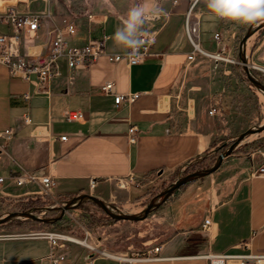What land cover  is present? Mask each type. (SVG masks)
Returning <instances> with one entry per match:
<instances>
[{"label": "crops", "instance_id": "0c3cea01", "mask_svg": "<svg viewBox=\"0 0 264 264\" xmlns=\"http://www.w3.org/2000/svg\"><path fill=\"white\" fill-rule=\"evenodd\" d=\"M144 2L87 0L80 6L46 7L40 12L44 15L34 37L22 34V51H45L50 32L71 22L75 32L65 36L69 46L106 38V53H125L128 49L117 46L112 37L127 19L128 11ZM156 2L165 14L142 30L152 33L157 55L141 64H112L102 56L86 68L64 67L62 76L50 84L49 96H35L29 101L23 95L32 92L33 87L10 78L0 65V133L11 131L9 138L0 136V198L39 195L35 183L18 187L9 182L10 177L29 171L51 176L54 194L60 199L83 193L107 205H124L142 196L153 179L174 177L212 152L218 133L210 125L219 114L208 112L212 107L222 110L227 98L218 73L221 64L201 56L187 60L190 47L183 32V18L193 4L199 19L200 45L216 54L230 52V35L234 36L237 22L213 18L205 0ZM5 5L2 1L0 8ZM147 5L152 7L151 0ZM1 30L7 32L5 27ZM216 33L220 36L218 42L213 40ZM106 81L114 84L117 94L139 96L117 106L113 96L99 89ZM67 111L82 112V120L66 122ZM131 127L136 128L134 143L128 139ZM61 136L66 139L61 140ZM260 154L264 155V147ZM257 167L246 164L241 174L228 175L210 196L177 201L196 204L197 209L165 217L166 235L156 244L161 245L160 253L156 259L134 264H209L204 256L214 253L264 255V176L254 173ZM90 181H95L93 188L89 187ZM205 217L211 224L203 230ZM242 242L248 244L247 249L239 246ZM99 246L94 249L100 252L68 245L59 250L58 256L53 255L57 264H120L105 253L109 250ZM48 254L45 242L29 245L0 241V264H52Z\"/></svg>", "mask_w": 264, "mask_h": 264}, {"label": "rangeland", "instance_id": "374dc122", "mask_svg": "<svg viewBox=\"0 0 264 264\" xmlns=\"http://www.w3.org/2000/svg\"><path fill=\"white\" fill-rule=\"evenodd\" d=\"M5 2L6 7H12L18 13L38 14L46 7L56 9L86 4L87 0H0ZM196 13V9L193 10ZM234 22V21H233ZM256 24L246 25L237 23V30L231 36L230 52L219 53L224 60L206 58L220 62L218 73L221 74L225 84L226 96L223 109L210 127L217 130L218 136L215 146L208 155L191 163L174 177H160L146 188L142 196L132 199L124 205H110V210L115 214H138L150 203H161L164 191L178 178L201 172L211 168L219 155L223 154L233 145L239 135L247 130H254L264 125V94L255 88L246 78L239 59V44L245 33L253 29ZM245 58L250 67V75L264 86V28L254 33L245 44ZM251 66L258 67L252 69ZM225 71H230L224 74ZM264 147V131L258 134L246 135L226 158L223 159L219 169L210 175L194 179L180 186L174 193L159 206L148 212L143 220L138 221H115L107 216L95 204L83 201L69 209H63L64 204L72 198H52L39 193L32 197H38L42 204L41 209H32L28 212L47 222L40 225H31L26 218L17 217L0 226V241L22 242L33 244L45 242L49 247V238L55 235L73 237L86 242L94 248L100 245L102 249L109 250L108 254L143 250L145 246H154L161 242L166 235L165 226L168 224L165 217L173 212L192 210L196 211V204H178L184 197H207L216 189L230 174H241L246 164L253 163L255 167L262 162L260 151ZM250 160V162H248ZM178 176V177H177ZM83 194V193H82ZM23 198L4 200L0 198V219L10 213L24 212L22 209ZM40 204V203H39ZM189 207V208H188ZM57 246L53 253L58 256L60 249L68 245H77L86 250L90 248L56 239ZM130 249V250H128ZM128 250V251H127ZM102 251V250H99ZM123 252V253H124Z\"/></svg>", "mask_w": 264, "mask_h": 264}, {"label": "built area", "instance_id": "2783aa9c", "mask_svg": "<svg viewBox=\"0 0 264 264\" xmlns=\"http://www.w3.org/2000/svg\"><path fill=\"white\" fill-rule=\"evenodd\" d=\"M193 4L185 12L183 18V32L187 43L190 47V52L187 56L189 62L193 61L196 56L213 58L215 60H224L219 54L205 51L200 45L199 19L193 12ZM44 13L40 14H20L12 7L0 8V65L4 66L8 75L12 79H18L28 83L33 87L32 92H27L23 95L25 101H29L35 96L50 95V84L55 79H58L63 74V68L68 70H77L89 67L100 57L105 56L107 61L112 64L124 62L128 66H134L143 63L145 60L156 56L153 51L154 38L152 33L144 32L142 37L144 41L135 55L130 56L128 49L125 53H106L105 40L91 39L83 46H69L65 40V36H71L75 32L74 25L71 22H64L60 29H55L50 32V39L45 44L43 52L39 54L22 51L21 40L22 34L26 33L29 37H34L40 26V21ZM158 19V18H157ZM157 19L153 20L156 21ZM1 27H5L7 32H3ZM214 41H219L218 33L213 35ZM256 69L255 66H251ZM264 73V71H262ZM100 91L105 95L114 97L115 105L119 106L123 102L130 103L138 98L139 94L121 95L114 90V84L111 81H106L99 87ZM209 115L217 113L216 107L209 110ZM82 112L67 111L64 115L66 122H79L82 120ZM25 120H28V114H25ZM10 130H5L0 133V136L9 138ZM136 128L128 129V139L130 143L135 142ZM61 140H65L66 136H61ZM263 162L257 167L254 173L264 176V155L262 154ZM3 179L0 178V183ZM9 182L15 186H22L30 183H35L39 186L40 193L47 197H54V181L51 176H38L29 171H22L21 174L10 177ZM119 186L124 187L122 181L118 182ZM95 181H90L89 187L93 188ZM39 217V216H38ZM211 220L205 217L202 221L201 228L206 230L209 228ZM58 236V235H57ZM50 239V252L48 258L52 264H57L54 258L53 250L57 246L56 235ZM61 240V239H60ZM64 241V240H63ZM247 243H240V247L247 249ZM91 250H96L89 247ZM161 251V245L153 246L146 251H131L125 253L108 254L109 257L118 261L120 264H134L142 260L156 259V255ZM101 254H104L101 252ZM209 264H264V255L244 252L241 254L232 253H214L204 256Z\"/></svg>", "mask_w": 264, "mask_h": 264}, {"label": "clouds", "instance_id": "9594fccd", "mask_svg": "<svg viewBox=\"0 0 264 264\" xmlns=\"http://www.w3.org/2000/svg\"><path fill=\"white\" fill-rule=\"evenodd\" d=\"M151 3L150 8L147 0L132 7L127 13V19L112 37L117 46L131 49L128 53L130 56L135 55L144 42V25L165 14L156 0H151ZM205 3L213 18L246 25L264 22V0H205Z\"/></svg>", "mask_w": 264, "mask_h": 264}, {"label": "water", "instance_id": "95a60500", "mask_svg": "<svg viewBox=\"0 0 264 264\" xmlns=\"http://www.w3.org/2000/svg\"><path fill=\"white\" fill-rule=\"evenodd\" d=\"M261 28H264V22L258 23L253 29H251V30H249V31H247L245 33V35L243 36V38H242V40H241V42L239 44V59H240V65L242 66V70L245 73L247 80L255 88H257L258 90H260L264 94V86L259 81H257V80L252 78V76L250 75V67L248 66V64L246 62V58H245V44H246V41L254 33H256L258 30H260ZM263 131H264V125L254 129V130L245 131L244 133L239 135V137L237 138V141L233 145H231L223 154L218 156L215 164L211 168L203 170L201 172H194L192 174H189V175H186L184 177L178 178L174 183H172L170 185V187H168L164 191L161 203L165 202L174 193V191H176L180 186H182L184 184H187V183L193 181L194 179L210 175L213 172H215L217 169H219L223 159L226 158L229 154H231V152L234 150V148L237 146V144L246 135L258 134V133H261ZM83 201L92 202L99 209H101L107 216H109L111 219H113L115 221H138V220H143L146 217V215L148 214L149 211H151L152 209L156 208L157 206H159L161 204V203H154L152 201L143 209L142 212H140L138 214H128V215H126V214H115V213H112V211L110 210V206L109 205H107L104 202L100 201L96 197H94L92 195H88V194H81V195L73 197L72 199L67 201L64 204V206L62 207V210L63 209H69V208H71L73 206H76L77 204H79V203H81ZM17 217L26 218V219L33 220V221H40L42 223L47 222V220L45 218H40V217L34 215L33 213L27 211V212L10 213V214H8L6 217H3V218L0 219V225L8 222L9 220L17 218Z\"/></svg>", "mask_w": 264, "mask_h": 264}, {"label": "trees", "instance_id": "16d2710c", "mask_svg": "<svg viewBox=\"0 0 264 264\" xmlns=\"http://www.w3.org/2000/svg\"><path fill=\"white\" fill-rule=\"evenodd\" d=\"M22 200H23L22 202H23V206H24L22 211H24V212H27V211L32 210V209L38 210V209H41L43 207L42 206L43 202H41L38 197H26V198H23ZM27 222L31 225L43 224L40 221H33V220H27ZM2 225L3 224H1L0 226H2Z\"/></svg>", "mask_w": 264, "mask_h": 264}, {"label": "bare ground", "instance_id": "6f19581e", "mask_svg": "<svg viewBox=\"0 0 264 264\" xmlns=\"http://www.w3.org/2000/svg\"><path fill=\"white\" fill-rule=\"evenodd\" d=\"M258 68V67H256ZM261 71H264V69L259 68ZM57 238H60L61 240L67 241V242H75V243H79L81 245L87 246L88 248L90 247L89 244L86 242V240H78L76 238L73 237H67V236H60V235H56Z\"/></svg>", "mask_w": 264, "mask_h": 264}]
</instances>
